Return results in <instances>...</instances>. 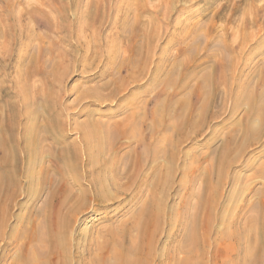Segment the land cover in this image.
<instances>
[{
	"label": "bare ground",
	"instance_id": "bare-ground-1",
	"mask_svg": "<svg viewBox=\"0 0 264 264\" xmlns=\"http://www.w3.org/2000/svg\"><path fill=\"white\" fill-rule=\"evenodd\" d=\"M19 1L27 2L24 9L28 10V0ZM37 1H41L38 5L49 7L48 12H55V15L57 13L58 28L55 30L62 31L67 28V22L64 25V20L68 15V4L64 2L60 6H52L48 2L50 0ZM152 1L135 0L138 8L135 3L136 9L132 7L136 10L133 20L136 24L139 23L138 31L133 33L137 38L132 53L126 58L124 56L119 65L111 60L110 53H105L106 58L102 62L108 71V80L100 82L88 78L85 81L90 84H77V87H73L78 92L77 97L75 101L67 104L74 106L86 103V118L77 124L76 130L82 133L85 148L90 151L88 169L92 178L89 185L80 181L83 178L79 170L82 149L66 132L68 119L63 116L64 109L60 105L62 96L58 95L64 91V81L73 73L76 63L62 67L60 63L55 64L53 58L43 59L39 81H44V84L41 82L39 86L36 83L35 88L39 87L34 93L30 87L32 83L26 80L22 87L24 91L21 92L22 95L25 93V96L20 100L23 101V108L8 104L4 110L1 109L4 105L0 104V241H5L0 254V264H264V181L262 180L260 188L256 187L254 190L258 194L254 202L251 200L252 203L248 202V205L240 208L235 214L230 210V197L236 192H241L245 181L244 173V181L234 177V168L240 165L251 149L264 143V73H258V67L251 69L255 70L252 74H260L256 82L257 90L253 87L255 80L250 85L248 74L245 73L246 78L240 80L233 96L236 70L239 68L236 67L239 60L237 63L235 61L237 58L241 60L245 53H249L243 48L238 51L239 55L237 50L235 51L234 63L222 62L220 79L215 73L214 65L203 66L197 62L213 59L208 54L199 53V49V52H195L197 63L184 65L183 60L176 62L179 59H175V62L169 61L172 63L168 62V65L165 63V55L168 52L160 55L161 63L153 62L157 47L161 46V41L168 31L164 26L171 24L169 17L174 6L172 0H168L170 3L167 0H162V3L154 1L153 5L151 4L154 8L151 9L146 3ZM129 2L130 0L127 3ZM35 4L36 6H32L37 7V3ZM13 5L10 6L12 9L9 8L4 14V17L11 18L12 22L8 21L6 25L2 18L0 32L9 29L20 33L18 36H21L24 25H20L19 21L22 17L20 19L13 15ZM43 6L41 8H44ZM236 9L238 8H235V11ZM157 15L158 19L160 15L163 16V21L160 19L162 23L158 26L157 20H154ZM150 16L154 19H150ZM129 20L127 13L121 23L126 29L130 28L126 27ZM178 26L180 27L179 24ZM149 27L153 28L150 30ZM192 27H187L181 37L192 35ZM69 31L72 32L71 29ZM121 33L123 34L122 31ZM194 33L196 34V31ZM248 34L242 35V42L248 41ZM35 35L33 34L34 40ZM128 35L126 40L130 37ZM31 36L26 37L29 39ZM204 36L205 34L202 38ZM188 38H191L190 35ZM28 39L26 41L31 43ZM234 40L231 42L235 45ZM26 41L24 45L28 43ZM145 44L147 48L144 47ZM188 44L191 45L189 42ZM109 46L112 47V44ZM168 46L169 44L163 47L168 49ZM195 47L194 50H197ZM199 47L201 48V45ZM183 49L185 53L189 51L186 46ZM24 54L27 55L25 52ZM200 56L203 58L199 59ZM94 58L96 59V55ZM76 59L75 57L74 62L78 60ZM48 63L54 65L48 68L50 70L47 69ZM249 63L245 65L247 68L252 67L251 62ZM259 63L257 66L261 65ZM36 77L33 72L31 79ZM137 84L143 92L165 91V96L158 100L153 109V122L149 127L142 124L140 109H134L124 117L115 115L125 109V104H132L140 97L134 90H130L132 85L137 87ZM193 85L198 93L197 105H193L190 100L193 96ZM169 93L171 95L168 99ZM114 99L120 101L114 111L111 108V111L107 109V112L97 109L105 102L110 107ZM87 102L90 103L89 106ZM241 107L245 109L244 113L233 119ZM35 111L38 116L34 118ZM228 113L223 121H218ZM203 135H207L202 144L204 149L201 151L194 145H189L186 158L182 160V144L192 142ZM219 139L221 141L218 145L216 143ZM125 143H129L126 145L128 149L121 150ZM261 146L263 148L264 144ZM108 149L110 155L107 154ZM255 155L252 154L253 160L249 161L254 162ZM258 155L264 156L260 153ZM201 159L203 162H200ZM259 165L247 167L251 171L248 173L250 179L246 181L249 187L254 177L264 179V162ZM178 175L188 183H183L185 186L180 184L183 187L181 189V186H178L180 190L174 188ZM227 195L230 196L227 202H224ZM176 199L179 201L176 202ZM174 205L176 213H179L177 217ZM98 210L107 216L91 219V214ZM90 220L91 224L85 225V222ZM77 222L84 226L79 225L77 234H74ZM162 237H165L163 250L159 248Z\"/></svg>",
	"mask_w": 264,
	"mask_h": 264
},
{
	"label": "rangeland",
	"instance_id": "rangeland-1",
	"mask_svg": "<svg viewBox=\"0 0 264 264\" xmlns=\"http://www.w3.org/2000/svg\"><path fill=\"white\" fill-rule=\"evenodd\" d=\"M33 1H35V2L32 3ZM33 1L28 0L29 3H28V10H27V9H24V6H26L25 4L27 2L25 3V2L19 1V0L18 1L17 0H0V20L3 18L2 22L3 23L6 22L5 23L6 25L8 24V21H9V23L12 22V19L11 18H7L6 16L4 17V14H5V11L8 10L9 8L12 9L10 6H12L14 4L13 5V10H12L13 15H16V17H20V19L22 17V20H20L19 23H20V25L21 24L24 25L23 28H22V33L23 34L21 36H18V35H20V33L17 34L14 31L12 32V30H9V29L7 31L3 30L2 33L0 32V38H1L0 39V46H1L0 48H2V49H0V63H1L0 64V104L2 103V105H4V106L1 107V109L3 108L5 110L6 109L5 106L8 105V104H13V106H15V107L23 108L21 106L23 101H20V100L22 99V96H25V93L22 95V93L24 91V89L22 87H23V85H25L26 80H29L32 83V85L30 87L33 89L34 93H35L36 89H38V87L40 86L39 83L42 82L44 84V81H39V80H40L41 75H42L40 73L41 72L40 71V67H41L40 65L45 60V58H46V60L47 59L51 60V58H53L52 60L55 59L54 60L56 62L55 64L59 65V63H60V65L62 67L66 66V65H71V64L73 65V63H76L75 67H73V70H72L73 73H71L67 77V79L64 81V85H63L64 91H62L58 95L62 96V102H61L60 105L64 109L63 116H64V118L68 119L67 120L68 130L66 132L71 138H74L76 144L79 143V145H80V147L82 149L81 156H80L79 170H81L83 178L80 181L83 182L86 185H89L90 180L92 178V173L89 172V169H88V164H89L88 153H90V151H88L85 148V145H84V142H83V138H82V133L80 134V132L78 130H76L77 124H80L82 121H84V118H86V117H84L85 113H87V112H85L86 109L84 108L86 106L85 105L86 103L84 105H74V106H68L67 104H70V102L75 101L74 99L77 97V93L78 92L75 89H73V87H75V86L77 87L78 85H80L79 83H82L84 86L90 84V83H87L85 81L88 78L94 79V81L99 80L100 82L108 80V71H107L106 67H104V65H103V62L105 61V58H106L105 53H106V55H108L107 53H110L111 55L109 57L111 58V60L114 63L118 62V65H119L120 61L123 62L122 58L124 56L126 58V56L128 57V55H130L132 53L133 45H134V43L136 41V38H137L136 36H134L133 33L137 32L138 31L137 29H139V27H138L139 23L137 22V24H136L135 23L136 21L134 22V20H133L134 19L133 16H134V14H136L135 13L136 10H134V8H135V6H136V8H138V3L135 2V0L133 2L130 0V2H129L130 4L127 3L129 0H124L123 2L121 0H119V1L118 0H81L82 3L79 0H66V1L65 0H50V1L46 0L52 6H56V5L60 6L64 2L69 5L67 7L68 15H67V17L64 20V25L67 22V24L65 25V27H67V28L62 30V31H57V30H55V29L58 28V26H57V20H58L57 13L55 15L54 14L55 12L53 13V12H48L47 11V10H49L48 9L49 7L43 6L41 4L38 5L41 1H37V0H33ZM154 1L155 2L158 1V3H162L163 2L162 0H153L149 4L146 3V5H150L149 7L152 9V8H154L152 6ZM169 1H171V0H169ZM8 2L11 3V4L13 3V4L11 5ZM171 2H172V5L174 6L171 9V14H170V17H169V19H170L169 23L171 22V24L168 25V26L167 25L164 26V27H166L164 29H166V31L167 30L168 31L165 34L166 36H164V39L161 41V46L157 47V51L155 52L156 54L154 56L155 59H154L153 62L161 63V60L159 59L161 57L160 55H162V54L165 55V52H168L165 55V58H167V61L165 62L166 64L169 65V63H172L173 61L175 62L177 59H179L180 61L177 60L176 62H181V60H183L182 64L187 65V64H191V63H195L196 62L195 61V57H196L197 53L195 54V52H199L200 51L199 53L203 52L205 54H208L213 59L211 58L212 59L211 61L209 60V61H206V62H202V61L198 60L197 62L200 65H203V66H205L207 64H210V66L214 65V67L216 68L215 73H216L217 77H219V79H220L221 73H222V70H223L222 62L226 63V64L227 63L228 64H232V63H234L233 61L236 60L234 57H236L235 56V51L236 50L238 51V49H240L239 48L240 46L238 44L239 42H236L237 46H236V43H235V45L231 44L232 45L231 46V45L227 44L226 40L228 39V36H229L230 39H231V37H233L232 36L233 35V31H234L235 27H237L236 26L237 25V20L241 16H243V14H244V16H246L245 18H247V19L249 18L252 21L254 20V22L256 21L257 26L255 27V25L253 23L252 24V28L250 27V28L246 29L247 30L246 32L250 33L249 44H248L249 46L247 45V51L249 53L246 51L248 54L245 53L243 55V58H246V56H247V58L248 57L249 58L248 59L247 58L246 59L242 58L241 60L239 58H237V60L235 61L237 63L238 60H239V63L236 64L237 65L236 67H239V68L236 70L237 73H236V77H235L236 80H235V87H234L233 96L235 95V90H237V86L240 83V80H243L244 78H246L245 73L248 74L247 78L248 77L250 78V79L249 78L247 79L249 81L250 85L255 80V83H253V87H255L254 90H257L258 86H257L256 82H258L257 80L260 78V76H259L260 74H257L258 77H256L257 75L252 74V71H253V73H255V70H251V69H253V68L256 69L258 67L259 71L257 70V72L258 73L261 72V75H263V73H264V55H263L264 54V46H263V44H264V42H263L264 41V0H174V1L172 0ZM35 3H37V7H33V6H36ZM131 3H133V4H131ZM32 4H33V6H32ZM175 4L177 5V7H176ZM125 5H126V7H125ZM39 6H40V8H38ZM42 6L44 8H41ZM160 6H162V4ZM235 6H240L239 11H235V9H234ZM132 7H134V8H132ZM34 8H36V9H34ZM115 8H117V9H115ZM173 8H175V9H173ZM182 8H183V10H182ZM15 9L17 10L18 13L15 12ZM130 10L133 11L134 13L130 12ZM19 11H20V13H19ZM104 12H105V14H104ZM127 13H128L129 18H130V20H129L130 22L128 21V23L131 26L130 25L128 26V23H127L126 27H130V28L126 29L125 26L123 27L121 25V23H122L123 17ZM217 13H218V15H217ZM108 14H110V15H108ZM212 14H213V16H212ZM101 16L104 17V18H102ZM56 17H57V19H56ZM157 17H158V15L156 17H154L155 19L153 17L152 18L154 20H157V22H158L157 26H158V24L162 23L163 19H161V18L163 16L160 15L159 19ZM100 18H102V19H100ZM152 18L150 16V19H152ZM66 20H68V21H66ZM69 20H70V23H68ZM101 20H103V21H101ZM158 20L161 21V22H159ZM181 20H183V21L181 22ZM178 22H180V23H178ZM211 22H212V24H211ZM240 22H241V20H240ZM101 23H102V25H101ZM177 23L180 25V27L178 26ZM68 24L69 25L72 24V25L68 26ZM212 25H214V27ZM153 27H151V28H153ZM187 27H188V29L190 27H192V31H194V32L196 31V34L194 32H190V33H192V35L188 34V35H186L185 38H183V37H181L182 36L181 34L186 31ZM210 27H211V29H210ZM244 27L246 28L245 25H244ZM151 28L149 27L148 29L151 30ZM27 29L29 31H27ZM70 29L72 30V32L69 31ZM119 30H121L123 32V34L121 33V31L119 32ZM198 30H199V32H198ZM68 31H69V33L71 32V34H69ZM28 33H29V35H28ZM128 33H129V35H128ZM201 33H202V35L205 34V36L203 38H202ZM33 34H36L35 35V40H34ZM198 34H200V35H198ZM127 35L130 36V37H128V39L126 40V36ZM132 35H133V37H132ZM189 35L191 37L190 39L188 38ZM26 36H31V37L28 39ZM120 36H121V38H120ZM174 36H176V37H174ZM177 37H179V38H177ZM192 37L194 38V40H192ZM209 37L212 38L211 42L209 41L210 40ZM27 39L32 44L29 43L28 41H26ZM117 40L118 41L121 40V42H117ZM169 40L174 42L172 44L173 46L170 44L172 42H170ZM187 40H189V41H187ZM260 40H262V42ZM25 41L28 42L26 45H24ZM251 41H253V42H251ZM188 42L191 43V45H189ZM200 43H202V44H200ZM208 43L210 44L209 47L207 45ZM259 43H260V45H259ZM111 44H112V47L109 46ZM113 44H114V46H113ZM168 44H169L168 49H167V47L164 48L165 45H168ZM128 45H129V47L131 49H129ZM145 45H144V47L147 48V45L146 46ZM198 45L199 46L201 45L202 49ZM233 45H234V47H233ZM3 46H5V47H3ZM185 46L189 49V51H187L186 53L184 52L185 50L183 49V47H185ZM192 46H193V48H191ZM260 46H262V48ZM194 47L197 48V50L196 49L194 50ZM226 48H227V50H226ZM231 48H232V50H230ZM87 49H88V51H87ZM166 49H167V51H166ZM198 49H199V51H198ZM73 50H74V52H73ZM193 50H194V52H193ZM1 51H2V53H1ZM99 51L100 52L103 51V52L100 53ZM116 51H118V52H116ZM24 52L27 55H25ZM171 54H173L174 56L176 54L177 55L174 57ZM94 55H96V59L94 58ZM118 55H120V56H118ZM238 55H239V53H238ZM8 56H9V58H8ZM71 56L74 57V58H72ZM184 56H186V57L184 58ZM202 56H200L199 59L203 58ZM223 56H224V58H223ZM75 57L78 60L76 59L77 61L74 62ZM116 57H117V59H115ZM118 57H120L121 60H119ZM171 57H172V60H171ZM177 57H179V58H177ZM238 57H240V56H238ZM18 58H19V60H18ZM219 58L222 60L221 62L219 61L220 60ZM225 58H229V59L227 60ZM35 59H37V60H35ZM140 59H141V57H140ZM97 60H99V61L101 60V61L99 62ZM246 60L251 62V64H252L251 68H247L248 66H245V65H247L249 63ZM35 61H37L38 63L36 62V64H35ZM169 61H172V62H169ZM240 61H241L242 65L240 64ZM23 62H25V63L23 64ZM257 62L258 63L260 62L261 65L259 63L260 66H257L258 65ZM52 63H50V64L48 63L47 69L51 68V65L54 66ZM96 63H99V65L97 66ZM216 63H217V65H216ZM37 64H39V65H37ZM82 65H84V66H82ZM253 66H255V67H253ZM32 70H34V71H32ZM48 70H50V69H48ZM62 70H64V69L62 68ZM247 71H248V73H247ZM33 72L37 75L38 80H37V77L33 78V80L31 79L33 77ZM250 72H251L252 76H250ZM19 73H20V76H19ZM244 75H245V77H244ZM27 76H29L28 79H27ZM34 79L37 80V81H34ZM122 81H123V79H122ZM36 83L39 84V86H36V88H35L34 85ZM254 84H255V86H254ZM1 86H3V87H1ZM193 89H194V91H193L192 95L194 97L191 96L190 100H192L191 103H193V105H197V103H198L197 94L198 93H197V90H196L194 85H193ZM130 90H134L135 94H137V96H140V97H137V99L134 100V102L132 104L123 103V104H125V106H124L125 109L122 110V112L115 113V115L120 114V115H118L119 117H124V115L129 114L130 111H133L134 109H140V110H142V124L145 127L151 126L152 122H153V116H154L153 109L155 108L156 103L158 102V100L161 97L165 96V95H163V94H165V91L162 90V91H160L158 93H154L153 91L143 92V89L141 87H139V84H137V87L132 85ZM170 93L168 94V97H167L168 99H169V97L171 95ZM17 94H19V96ZM8 98H9V100H8ZM36 99L39 100L38 98H36ZM114 100L112 101V103H111L112 105L110 107H108L107 102H105V103L101 104L97 109L99 111L105 110V112H107L106 111L107 109L109 111H111V109H112V111H114L116 109V107L118 108V106L120 105L119 104V102H120L119 100H116V99H114ZM89 104L90 103L87 102L88 106H89ZM36 105H38V102L36 103ZM36 105H35V107H36ZM91 106H94V105H91ZM103 107L104 108L106 107V109H101ZM68 108H69V110H68ZM244 111H245V109H243V107H241V109L239 111H237L236 114L233 116V119L235 118V116H236V118L241 116L244 113ZM34 114H35V116H34ZM228 115H229V113L225 114L222 118H219L218 121H223V119H225L226 116H228ZM36 116H38V112L37 111L33 112V117L35 118ZM214 124H216V123H214ZM218 124H220V123H218ZM218 124H216V125H218ZM216 125H214V126H216ZM206 138H207V135H203V136H200L197 139L193 140L192 142L190 141V142L183 143L182 144V149H183L184 153L182 154L181 159L185 160V158H186V150H187V148H189L188 147L189 145H191V146L194 145L195 147L198 148V150L204 149V146L202 144H203V142L205 141ZM220 141H221V139H219L218 143H216V144L219 145ZM261 144H264V143H260V144L256 145L253 149H251L247 153L248 156L246 155L243 158L244 160L243 159H242L243 161L241 160L240 165L238 167L234 168V171L232 173L234 175V177L237 176V177H239L240 180L244 181V175H245V181H244V187L241 190V192L240 193L236 192L237 194H240V195L238 196L236 193L233 192L236 195V197H235L234 194H233L234 196L232 195L230 197V200L232 202V208H230V210L232 209L231 210L232 214L233 213L235 214L236 212H238V210L240 208L243 209L244 206L248 205V202L252 203L253 200L255 201L258 198V196H257L258 194L256 192H254V190H255L256 187H259V188L261 187L262 180L264 181V179L262 177H259V176H256L257 178L254 177V180L252 181L250 187L248 186L246 181H248L250 179L249 176H248V173L251 172L250 170H248L247 167H249V168L257 167V165H259V164H260L259 166H261V164L264 162V159H263L264 156H260L259 157V155H258V153H260L261 155H264L263 154V150H264L263 148L264 147L262 148ZM124 145L125 146L129 145V143L128 144L125 143ZM125 146H124V148L121 147V150L128 149V146H126V147ZM133 146H134V144H133ZM107 154L110 155L109 149L107 151ZM112 154H114V153H111V155ZM252 154H256L255 155L256 159H254V162L253 161H249L251 159L253 160V157H251ZM200 162H203V159H201ZM246 163H247V165H246ZM245 165H246V167H245ZM246 168H247V170H246ZM235 172L236 173L239 172V174H241V175H237L238 173L236 174ZM242 173H244V175ZM233 175H232V177H233ZM180 176L181 175H178V177H177V179L175 181V186L176 187L174 186V188L177 189V190L179 189L178 186H181L180 184H182V186H185V184H188L185 180H181ZM180 180L182 181L181 183H180ZM249 182H251V181H249ZM183 183H185V184H183ZM182 186H181V189L183 188ZM245 188H247V189L244 190ZM229 189H230V182H229V184L227 186V190L228 191H229ZM225 192H227V191L225 190ZM229 196L230 195H227V197H224V202L225 201L227 202ZM236 198H237V201H236ZM175 201L177 202V201H179V199H176ZM175 201H173V203L177 204ZM235 205H236V207H235ZM174 206H175V208H174L175 212L174 213H176V210H177L176 209V205H174ZM100 212H101V210H98L97 212H95L93 214L89 213V214H91L90 218L94 220L96 218H99L102 215L103 216L106 215V214H104V213L102 214ZM119 214H120V212H119ZM119 214H118V217H119ZM175 215H176V217L179 215L178 211H177V213ZM83 216H85V215H83ZM83 216H82V218H83ZM94 216H96V217H94ZM108 216H110V214ZM82 218L80 220H82ZM80 222H77L75 224L77 226L74 227V234H77L78 228H80L79 225L81 227L84 226V224L82 225V224H80ZM14 223L15 222H13V224ZM90 224H91V220L85 222V225H87V226H89ZM77 238L78 237H76V239ZM164 239H165V237H162V240H161V242L159 244V248L162 249V250H163V247L165 245ZM162 244H164V245H162ZM4 246H5V241H0V254H1L2 248ZM12 253H13V250H12L11 254Z\"/></svg>",
	"mask_w": 264,
	"mask_h": 264
},
{
	"label": "crops",
	"instance_id": "crops-1",
	"mask_svg": "<svg viewBox=\"0 0 264 264\" xmlns=\"http://www.w3.org/2000/svg\"><path fill=\"white\" fill-rule=\"evenodd\" d=\"M235 8H238V9H240V6H236ZM234 8V9H235ZM238 9H236V11H238ZM244 17V18H243ZM246 16H244V14H243V16H241L238 20H237V27H235V29H234V33H233V37L234 38H231V40H230V38H229V36H228V39H227V44L229 45L230 43H231V41H232V39L235 41L234 43H236L237 41L239 42V48L240 49H238V51H240V50H242V48L243 49H245V50H247V45L249 44V37L248 36H250L246 31V29L247 28H252V25L250 24V23H254V25H255V27L257 26V24H256V21L254 22V20L252 21V20H250L249 18V20L247 19V18H245ZM244 19V20H243ZM240 20H241V22H240ZM243 20V21H242ZM248 20V21H247ZM252 21V22H251ZM245 22V23H244ZM244 25L246 26V28L244 27ZM238 30V31H237ZM236 33H237V36H235L236 35ZM246 33V34H245ZM248 34V41H246V43H245V41L244 42H242L241 41V38H242V35H247ZM237 40V41H236ZM233 42V41H232ZM242 42V43H241ZM245 43V44H244ZM233 44V43H232ZM231 45V44H230ZM237 51V52H238Z\"/></svg>",
	"mask_w": 264,
	"mask_h": 264
}]
</instances>
